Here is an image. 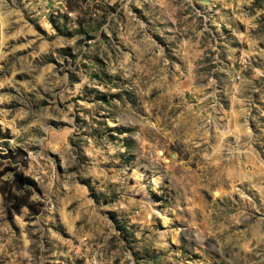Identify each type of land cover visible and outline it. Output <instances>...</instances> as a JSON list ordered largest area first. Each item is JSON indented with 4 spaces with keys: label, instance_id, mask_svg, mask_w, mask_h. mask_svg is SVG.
Here are the masks:
<instances>
[{
    "label": "rangeland",
    "instance_id": "obj_1",
    "mask_svg": "<svg viewBox=\"0 0 264 264\" xmlns=\"http://www.w3.org/2000/svg\"><path fill=\"white\" fill-rule=\"evenodd\" d=\"M0 128V264H264V0H0Z\"/></svg>",
    "mask_w": 264,
    "mask_h": 264
},
{
    "label": "trees",
    "instance_id": "obj_2",
    "mask_svg": "<svg viewBox=\"0 0 264 264\" xmlns=\"http://www.w3.org/2000/svg\"><path fill=\"white\" fill-rule=\"evenodd\" d=\"M3 136H6L4 135V132L1 130L0 128V137H3ZM13 180L14 182L16 183V186L17 187H23V186H29V185H33L34 184V181L31 177L21 173V172H17V171H14V176H13ZM26 191L28 189H25ZM1 192L3 194V197L7 200V206L10 208V209H14V210H17L20 206H22L23 204L27 205L28 207L31 208V202L28 201V197L27 195L28 194H25V197H22V196H18V195H7L5 193L4 190L1 189ZM29 191H27L28 193ZM14 199V201L12 203H8V200H12Z\"/></svg>",
    "mask_w": 264,
    "mask_h": 264
}]
</instances>
